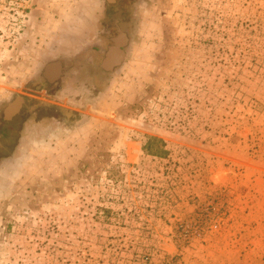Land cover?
Instances as JSON below:
<instances>
[{
  "label": "rangeland",
  "instance_id": "rangeland-1",
  "mask_svg": "<svg viewBox=\"0 0 264 264\" xmlns=\"http://www.w3.org/2000/svg\"><path fill=\"white\" fill-rule=\"evenodd\" d=\"M93 4L0 0V105ZM2 166L0 264H264V0H138L85 126Z\"/></svg>",
  "mask_w": 264,
  "mask_h": 264
},
{
  "label": "flooded vegetation",
  "instance_id": "flooded-vegetation-1",
  "mask_svg": "<svg viewBox=\"0 0 264 264\" xmlns=\"http://www.w3.org/2000/svg\"><path fill=\"white\" fill-rule=\"evenodd\" d=\"M137 2L94 0L80 28L43 59L28 82L32 87L0 105V168L18 160L25 146L85 126L82 120L102 98L107 78L125 62Z\"/></svg>",
  "mask_w": 264,
  "mask_h": 264
},
{
  "label": "water",
  "instance_id": "water-1",
  "mask_svg": "<svg viewBox=\"0 0 264 264\" xmlns=\"http://www.w3.org/2000/svg\"><path fill=\"white\" fill-rule=\"evenodd\" d=\"M89 120V117L88 116H85V118L82 120L83 124H85L86 122H88Z\"/></svg>",
  "mask_w": 264,
  "mask_h": 264
},
{
  "label": "crops",
  "instance_id": "crops-1",
  "mask_svg": "<svg viewBox=\"0 0 264 264\" xmlns=\"http://www.w3.org/2000/svg\"><path fill=\"white\" fill-rule=\"evenodd\" d=\"M54 45V44H53ZM53 45L50 47V49L49 50H53Z\"/></svg>",
  "mask_w": 264,
  "mask_h": 264
},
{
  "label": "trees",
  "instance_id": "trees-1",
  "mask_svg": "<svg viewBox=\"0 0 264 264\" xmlns=\"http://www.w3.org/2000/svg\"><path fill=\"white\" fill-rule=\"evenodd\" d=\"M147 148H150V144L147 145L146 149H147Z\"/></svg>",
  "mask_w": 264,
  "mask_h": 264
},
{
  "label": "built area",
  "instance_id": "built-area-1",
  "mask_svg": "<svg viewBox=\"0 0 264 264\" xmlns=\"http://www.w3.org/2000/svg\"><path fill=\"white\" fill-rule=\"evenodd\" d=\"M213 228H216V225H214Z\"/></svg>",
  "mask_w": 264,
  "mask_h": 264
}]
</instances>
